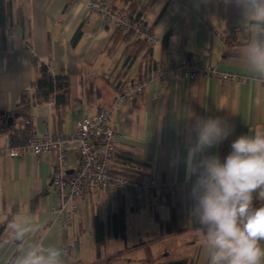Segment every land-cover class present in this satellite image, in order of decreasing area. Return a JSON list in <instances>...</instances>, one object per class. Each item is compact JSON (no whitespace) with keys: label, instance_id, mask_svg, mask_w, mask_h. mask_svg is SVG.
<instances>
[{"label":"crops","instance_id":"0c3cea01","mask_svg":"<svg viewBox=\"0 0 264 264\" xmlns=\"http://www.w3.org/2000/svg\"><path fill=\"white\" fill-rule=\"evenodd\" d=\"M131 0H111L123 9ZM155 34L150 48L128 50L134 38L117 34L82 1L12 0V16L0 27V112H13L20 95L29 97L33 134L46 130L71 134L85 114L112 107L108 125L117 148L141 155L149 176L169 185L166 193L120 189L74 198L78 212L63 224L52 210L53 155L0 153V264H20L25 253L43 245L61 252V264H209L201 226L191 218L190 183L182 158L194 139L197 118L219 117L231 135L210 152L223 160L231 141L264 127V77L246 66L241 52L249 31L240 10L225 0H136ZM123 33V32H122ZM146 50V51H145ZM186 57L200 68L211 66L237 75L221 80L199 73L154 81L132 102L113 104L121 88L148 71ZM69 78V98L57 115L53 99L31 97L35 60ZM147 59H150L148 63ZM8 135L0 128V149ZM68 165L74 153H67ZM194 179V178H193ZM264 201L254 200L259 206ZM124 209V237L113 236L111 215ZM104 222L105 240L95 242L94 221ZM24 229L23 236L17 227ZM67 245L71 248L67 249Z\"/></svg>","mask_w":264,"mask_h":264},{"label":"clouds","instance_id":"9594fccd","mask_svg":"<svg viewBox=\"0 0 264 264\" xmlns=\"http://www.w3.org/2000/svg\"><path fill=\"white\" fill-rule=\"evenodd\" d=\"M225 2L234 3L247 22L249 37L241 52L246 66L264 77V0ZM192 132L182 162L191 185L190 215L201 226L209 264H264V203L254 204L264 201V127L232 140L223 160L210 152L232 132L221 118H197ZM16 231L23 236L22 226ZM20 264H61V252L40 245Z\"/></svg>","mask_w":264,"mask_h":264},{"label":"built area","instance_id":"2783aa9c","mask_svg":"<svg viewBox=\"0 0 264 264\" xmlns=\"http://www.w3.org/2000/svg\"><path fill=\"white\" fill-rule=\"evenodd\" d=\"M82 1L89 11L95 12L112 30L130 33L134 40L146 41L152 45L155 34L143 15L114 8L111 0H69ZM147 49V47H146ZM146 51V50H145ZM148 63L150 59H147ZM148 71L139 79L125 84L115 97L113 104L120 105L132 102L135 96L143 93L154 81L166 78L185 77L190 81L196 79L199 73L213 74L221 80L237 79V75L219 71L215 67L199 65L186 57L178 61H170L165 65H148ZM52 69V67H51ZM52 71H54L52 69ZM111 107L101 108L94 114L83 115L76 123L71 134L55 133L46 130L42 134H33L23 144L11 145L9 139L6 147L0 153L16 157L23 153L52 154V185L55 199L52 210L63 224L72 223L78 212L74 198L92 192H106L110 189H120L134 193H166L169 185L156 181L149 176L144 181L115 174L111 169L113 153L117 148L116 131L108 125ZM74 153V163L68 165L67 153ZM70 170V172H68ZM71 246L67 245V249Z\"/></svg>","mask_w":264,"mask_h":264},{"label":"trees","instance_id":"16d2710c","mask_svg":"<svg viewBox=\"0 0 264 264\" xmlns=\"http://www.w3.org/2000/svg\"><path fill=\"white\" fill-rule=\"evenodd\" d=\"M136 0H131L129 6L124 8L126 11H134L133 6ZM139 14V13H138ZM12 16V0H0V27H5L11 20ZM124 34L126 37L130 33L120 30H113L111 40L114 43L117 34ZM150 48L146 41L135 40L128 50V59L133 51L138 52L143 47ZM38 74L31 81L33 88L32 98L35 102H42L53 99V104L57 108V115L61 116V110L67 104L69 98V78L66 73H56L52 71L51 66L39 60H35ZM29 97L26 93L20 95V101L17 108L13 112H0V128L7 133L9 143L11 145L26 143L33 135L34 128L31 115L28 113ZM17 114L16 116H14ZM14 116L13 121L8 124V117ZM150 164L139 154L116 148L113 153L111 171L115 174L123 175L134 180L144 181L149 177ZM113 224V236L124 237L125 220L124 209L121 208L111 215ZM104 222L98 218L94 221L95 242L97 245L105 240ZM4 227L0 225V236Z\"/></svg>","mask_w":264,"mask_h":264},{"label":"water","instance_id":"95a60500","mask_svg":"<svg viewBox=\"0 0 264 264\" xmlns=\"http://www.w3.org/2000/svg\"><path fill=\"white\" fill-rule=\"evenodd\" d=\"M17 114H15L14 116H16ZM14 116H10V117H8V124H10L12 121H13V117ZM68 172H70V170H68Z\"/></svg>","mask_w":264,"mask_h":264}]
</instances>
